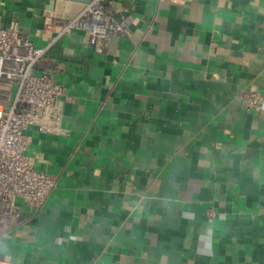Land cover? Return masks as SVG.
<instances>
[{
    "label": "crops",
    "instance_id": "1",
    "mask_svg": "<svg viewBox=\"0 0 264 264\" xmlns=\"http://www.w3.org/2000/svg\"><path fill=\"white\" fill-rule=\"evenodd\" d=\"M55 1L0 0L67 94L63 133L25 132L58 184L39 211L18 200L28 220L0 227V259L264 264V0H110L131 35L106 52L82 30L52 41Z\"/></svg>",
    "mask_w": 264,
    "mask_h": 264
},
{
    "label": "built area",
    "instance_id": "2",
    "mask_svg": "<svg viewBox=\"0 0 264 264\" xmlns=\"http://www.w3.org/2000/svg\"><path fill=\"white\" fill-rule=\"evenodd\" d=\"M131 16L117 20L110 0H91L72 19H55L56 36L52 41L75 30L88 34L92 45L107 51L113 36L131 35ZM45 47H37L21 23L12 19L6 26L0 21V227L11 228L25 223L18 200L32 211H39L56 188L59 177L37 169L27 155L30 127L44 133H63L65 86L45 69ZM36 69L41 72L37 73ZM14 93V100L10 101ZM247 110L259 108L262 95L250 88L236 95ZM209 222L216 212H206ZM0 264H6L0 259Z\"/></svg>",
    "mask_w": 264,
    "mask_h": 264
},
{
    "label": "water",
    "instance_id": "3",
    "mask_svg": "<svg viewBox=\"0 0 264 264\" xmlns=\"http://www.w3.org/2000/svg\"><path fill=\"white\" fill-rule=\"evenodd\" d=\"M91 0H64L65 6L62 3L51 2L49 9L52 11L51 15L58 19H72L77 15L87 3Z\"/></svg>",
    "mask_w": 264,
    "mask_h": 264
}]
</instances>
